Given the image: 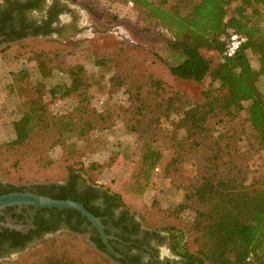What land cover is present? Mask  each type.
I'll return each instance as SVG.
<instances>
[{"label": "trees", "instance_id": "16d2710c", "mask_svg": "<svg viewBox=\"0 0 264 264\" xmlns=\"http://www.w3.org/2000/svg\"><path fill=\"white\" fill-rule=\"evenodd\" d=\"M67 1L81 5L109 23L119 21L117 15L101 6L102 0ZM121 1L131 3L138 10L139 19L134 23L137 29L164 37L180 62L171 65L155 49L107 36L93 40L94 65L109 73L107 82L111 88L123 90L129 97L127 106L115 107L113 113L103 111L95 115L88 104L90 81L84 65L66 66L59 59V49L47 50L55 43L71 45L58 39H46L45 48L32 51L23 44L28 34L7 39L6 42L18 40L22 54L27 59L36 58L41 70L48 68L67 74L70 83H62L60 87L65 88L66 93H74L79 100L66 112L52 111L47 105L30 107L23 119L24 132L0 146V172L18 175L21 182L52 181L44 173L55 166L51 152L63 145L64 138L86 137L91 132V124L96 130L111 128L115 122L113 115H125L124 124L139 137L158 138L161 121L168 119L175 127L172 138H176L178 149L186 148L202 162L197 179L183 185L184 199L172 210L177 215L197 204L198 218L191 224L197 249L191 250L183 229L172 223L166 230L173 252L186 264H264V179L260 190L253 182H247L248 168L241 162L247 152L240 147L242 138L251 137L264 150V92L259 86L264 77V0ZM233 33L242 34L245 42L233 56H227L226 45ZM2 43L5 41H0V45ZM206 52H217L219 61ZM251 53L258 55V69L251 64ZM150 62L163 64L176 79L197 84L208 81L201 100H189L183 91L157 73L146 74L145 68ZM58 92L57 89L53 95L57 96ZM44 94V85L40 84L34 89L32 99ZM151 144L149 140L140 160L145 185L161 158ZM63 160L67 178L74 182L80 177L78 170L72 158L66 156ZM112 193L122 203L120 195ZM69 194L52 198L82 202L94 215L99 214L87 199ZM62 209L87 219L75 209ZM223 221L238 232L228 234L219 226ZM154 232L159 233V230ZM93 240L98 252L106 254L115 264H128L124 258L109 252L102 237ZM24 264L84 262L79 254L60 246L43 249L41 253L37 251L28 256Z\"/></svg>", "mask_w": 264, "mask_h": 264}, {"label": "rangeland", "instance_id": "374dc122", "mask_svg": "<svg viewBox=\"0 0 264 264\" xmlns=\"http://www.w3.org/2000/svg\"><path fill=\"white\" fill-rule=\"evenodd\" d=\"M70 4L76 8L78 19L75 32L72 31L68 36L52 38L31 36L24 39L23 44H27L32 51L45 48L43 42L46 39H58L62 43L71 45L67 47L55 43L47 50L59 49L61 51L59 59L66 63V66L84 65L90 81L87 91L88 104L93 114L103 111L113 113L115 107L129 104L128 94L123 90L111 88L107 82L109 73L94 65L91 54L93 40L107 36L141 48L155 49L171 65L180 62L177 53L168 46L164 37L137 29L134 23L139 19V14L131 3L121 0L101 1V6L106 11L118 16L119 21L116 23L103 20L81 5ZM64 19L68 21L71 17L67 15ZM206 54L212 56L216 62L219 61L217 52H206ZM27 58L22 54L19 42H5L0 45V146L24 132L23 119L30 107L32 109L33 106L47 105L52 111L66 112L73 109L79 100L74 93H66L65 88L60 87L62 83H70L67 74L57 73L56 70L50 71L48 68L41 70L36 58ZM250 59L252 66L258 69L260 66L258 55L251 53ZM145 71L148 75L157 73L162 76L192 101L201 100L202 91L209 84L208 81L197 84L173 78L168 69L160 63L150 62ZM40 84L44 85V96L32 99L34 89ZM259 86L264 92V77L260 79ZM57 89L59 92L54 96L53 92ZM112 118L115 122L111 128L101 131L96 130L91 124V132L86 137L64 138L63 145L57 146L51 152L56 160L55 166L44 175L52 178V181L66 180L67 172L63 169V158L66 156L72 158L80 178L119 194L123 208L133 214L144 228L153 232L159 230V233L165 235V239L159 245L161 257L184 261L181 256L173 252L168 240L169 231L166 229L172 223L177 225L183 229L191 250L197 249V245L193 243L195 233L191 225L197 217L195 212L197 204L177 215L173 214L172 210L184 199L183 185L197 179L196 176L202 170V162H198L186 148L178 149L176 138H172L175 127L168 119L161 121L158 138H141L137 133L128 130L124 124L125 115H113ZM149 140L152 141L151 146L160 152L161 158L157 167L151 171L149 183L145 185L140 160L148 148ZM240 147L247 152L246 158L241 161L248 168L247 182H253L260 190L264 179V150L251 137L242 138ZM0 179L14 183H34V181H18V175L12 176L2 172ZM247 208L248 206L245 212ZM219 226L228 234L238 232H235L227 221L220 222ZM60 246L66 247L72 254H79L84 264H115L106 254L98 252L96 245L89 240L85 232L60 234L18 256L12 255L10 259L0 264H24L27 257L37 251L41 253L43 249Z\"/></svg>", "mask_w": 264, "mask_h": 264}, {"label": "flooded vegetation", "instance_id": "af4514ba", "mask_svg": "<svg viewBox=\"0 0 264 264\" xmlns=\"http://www.w3.org/2000/svg\"><path fill=\"white\" fill-rule=\"evenodd\" d=\"M75 9L66 0H0V41L6 42L22 34L48 38L68 36L77 30ZM67 15L71 17L68 21L64 19ZM13 192H32L50 197L75 193L99 211L97 217H100L108 238L105 242L102 233L87 217L83 220L82 216L68 209L13 204L0 209V262L60 234L85 232L95 245L93 238L102 237L103 242L114 249L108 248L109 252L120 254L118 257L124 258L128 264H186L161 257L159 245L165 239L164 234L144 228L111 191L80 177L74 182L67 178L38 184L0 179V195Z\"/></svg>", "mask_w": 264, "mask_h": 264}, {"label": "water", "instance_id": "95a60500", "mask_svg": "<svg viewBox=\"0 0 264 264\" xmlns=\"http://www.w3.org/2000/svg\"><path fill=\"white\" fill-rule=\"evenodd\" d=\"M13 204H31L35 207L41 208H71L81 212L88 220L94 224L98 230L102 233L105 242H107L108 235L104 231V225L102 224L100 217H97L92 212H90L84 205V203L71 200V199H55L50 196L39 195L32 192H13L0 195V209ZM108 248L114 250L109 244ZM117 256H121L116 253Z\"/></svg>", "mask_w": 264, "mask_h": 264}, {"label": "built area", "instance_id": "2783aa9c", "mask_svg": "<svg viewBox=\"0 0 264 264\" xmlns=\"http://www.w3.org/2000/svg\"><path fill=\"white\" fill-rule=\"evenodd\" d=\"M245 42V37L239 33H233L226 45L227 56H233L242 44Z\"/></svg>", "mask_w": 264, "mask_h": 264}]
</instances>
